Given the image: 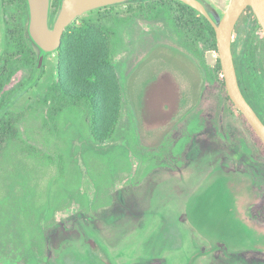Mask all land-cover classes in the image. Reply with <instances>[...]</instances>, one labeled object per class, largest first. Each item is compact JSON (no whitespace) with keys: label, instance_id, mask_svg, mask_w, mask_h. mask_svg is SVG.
Segmentation results:
<instances>
[{"label":"rangeland","instance_id":"1","mask_svg":"<svg viewBox=\"0 0 264 264\" xmlns=\"http://www.w3.org/2000/svg\"><path fill=\"white\" fill-rule=\"evenodd\" d=\"M209 1L222 11L228 7L223 0ZM128 4L89 11L69 31L119 11L124 48L107 70L123 104L116 142L124 143L133 125L143 137L145 87L165 73L174 77L181 112L165 127L147 130L142 124L158 144L141 150L130 146L128 158L116 161L125 171L114 174L110 157H89L82 138L59 136L46 124L47 106L39 99L59 77L58 52L45 58L41 79L22 89L32 69L21 64L5 88L17 93L11 110L19 134L0 156V264H264V153L210 77L218 51L197 49L166 10L143 17L139 4ZM59 5L52 0L51 23ZM245 13L254 25L256 16L249 9ZM247 20L235 31L239 49L249 35ZM250 31L264 104V31ZM5 46L0 0V57ZM195 115L205 118V129L187 141L183 120ZM70 138L71 156L66 153ZM60 154L64 173L57 164ZM74 189L87 194L86 210L73 200ZM41 247L43 253L33 257Z\"/></svg>","mask_w":264,"mask_h":264},{"label":"trees","instance_id":"2","mask_svg":"<svg viewBox=\"0 0 264 264\" xmlns=\"http://www.w3.org/2000/svg\"><path fill=\"white\" fill-rule=\"evenodd\" d=\"M2 2L6 25V46L0 57V156L8 142L19 134L15 125L16 118L11 110L17 93L13 89L6 90V86L12 81L21 64L30 65L32 74L20 89L29 82L37 83L44 74V65L39 66L38 64V47L33 43L28 33L30 18L28 0H2ZM134 3H130L128 6L132 7ZM137 4L140 5L138 10L140 16L144 17L145 12L150 13L149 17H152L159 9L166 10L178 28L181 27L184 20L183 28L187 30L186 35L197 49L204 45L205 50H218L216 32L212 24L202 15L195 17L194 12L196 11L186 4L178 0H142ZM114 6L116 7L113 5L111 8L114 9ZM118 14L119 11H116L115 14L109 11L96 20L85 21L83 25L76 27L72 32H69L72 25L66 29L62 46L57 51L59 77L46 88L39 99L42 105L47 106L46 124L50 131L59 136L65 135V133L78 135V138H82L86 154L89 157L91 155L110 157L108 159L114 174L124 170L118 169L120 167L116 166V161L119 157L120 159L128 158L130 146L134 145L141 150L144 148L143 145L154 148L158 144L151 141L149 132L144 130L142 124L139 126L142 138L133 125L131 132L125 135V142H116L121 130L123 104L120 90L110 86L111 81L108 78L107 70L112 66L115 56L123 50L125 43L123 33L119 29L120 25H117L119 24ZM252 15L255 16L253 11ZM53 17L51 15V18ZM242 19L247 20V16L243 15ZM250 21V19L246 21L249 35L244 40L235 61L244 94L264 120V104L258 93V83H263V80L255 75L256 66L251 41L252 31H250L251 28H260V25L257 20L254 21V25ZM216 72L219 81V76L222 73L220 60ZM219 82L225 93L226 105L239 111L228 93L225 80L220 79ZM99 105L103 106V109H100ZM110 105L112 109L109 110ZM239 114L255 135L256 141L264 153V142L246 116L240 111ZM195 116L183 120V136L188 139L187 141H190L194 134L197 135L205 129V118ZM174 139L178 140V138ZM73 141L74 139L70 138L66 142L68 146L66 153L70 156L74 152L72 150ZM59 158L58 168L61 173H64L66 172L64 157L60 154ZM46 159L50 163L53 161L51 155H47ZM181 161L180 165L184 166L185 161L183 159ZM72 197L85 210L89 207L87 194L81 192L80 189H74ZM42 251L43 247L32 256L36 257L38 253L42 254Z\"/></svg>","mask_w":264,"mask_h":264},{"label":"water","instance_id":"3","mask_svg":"<svg viewBox=\"0 0 264 264\" xmlns=\"http://www.w3.org/2000/svg\"><path fill=\"white\" fill-rule=\"evenodd\" d=\"M133 0H61L56 17L51 23L52 0H28L30 18L28 33L40 49L38 64L57 52L63 43L66 29L83 14ZM203 14L212 24L217 37L219 57L228 93L243 113L258 136L264 142V121L244 95L234 61L232 40L238 21L251 8L264 31V0H231L225 10L219 9L209 0H178ZM181 98L174 77L165 73L149 82L142 96L141 117L145 129L167 126L181 110Z\"/></svg>","mask_w":264,"mask_h":264},{"label":"flooded vegetation","instance_id":"4","mask_svg":"<svg viewBox=\"0 0 264 264\" xmlns=\"http://www.w3.org/2000/svg\"><path fill=\"white\" fill-rule=\"evenodd\" d=\"M162 1H165V0H162ZM135 2V3H134ZM141 3L142 2V0H133V1H131V2H129V4L130 3H134V4H136V3ZM181 2V1H180ZM183 3V2H182ZM230 3V2H229ZM121 4H123V5H125L124 3H121ZM185 4V3H184ZM118 5H120V4H118ZM187 5V4H186ZM229 5V4H228ZM188 6V5H187ZM190 7V6H189ZM192 8V7H191ZM194 9V8H193ZM249 10H251V12L253 11L252 9H250V8H248ZM247 9V10H248ZM195 10V9H194ZM246 10V11H247ZM196 12H194V14H195V17H200L201 15L202 16H204L203 14H201L199 11H197V10H195ZM245 11V12H246ZM243 13V15H247L246 13ZM254 13V12H253ZM242 15V16H243ZM242 16H241V18H240V20L238 21V23H237V25H236V28L238 29L239 28V22L242 20ZM256 16V15H255ZM205 17V16H204ZM206 18V17H205ZM255 20H257V18L255 19ZM209 21V20H208ZM210 22V21H209ZM257 22H258V20H257ZM183 24L181 25V27H180V30L182 31V33H183V37L185 38V39H188V37H187V35H186V29L185 28H183V25H184V20H183V22H182ZM211 23V22H210ZM259 23V22H258ZM260 25V24H259ZM261 27V26H260ZM236 28H235V31H236ZM262 28V27H261ZM263 30V29H262ZM235 31H234V35H233V40H232V50H233V55H234V61H235V58L237 57V55L239 54V50L241 49H239V48H237V40L236 39H234V36H235ZM190 40V39H189ZM208 51V50H207ZM218 51V50H217ZM218 53H219V51H218ZM219 60H220V57H219ZM183 62V68H186V65L188 66V64H186L185 65V63H184V61H182ZM235 66H236V71H237V65H236V61H235ZM217 67H218V65H216V69L214 70V72L213 73H210L211 75H210V77L211 78H213L215 81H217L218 83H220L219 81H220V79L222 80V79H224L225 80V78H224V76H223V72L220 74V76H219V81H218V78H217V72H216V70H217ZM255 69H256V67H255ZM237 75H238V72H237ZM238 79H239V83H240V78H239V75H238ZM240 86H241V84H240ZM221 88H222V86H221ZM241 89H242V86H241ZM223 90V89H222ZM242 91H243V89H242ZM243 93H244V91H243ZM225 94V93H224ZM245 95V94H244ZM246 96V95H245ZM247 98V97H246ZM224 100H225V97H224ZM248 100V99H247ZM249 101V100H248ZM250 102V101H249ZM250 104L252 105V103L250 102ZM253 106V105H252ZM254 107V106H253ZM255 108V107H254ZM256 110V109H255ZM257 111V110H256ZM258 112V111H257ZM259 114V113H258ZM261 117V116H260ZM262 118V117H261ZM263 119V118H262ZM264 121V120H263Z\"/></svg>","mask_w":264,"mask_h":264},{"label":"crops","instance_id":"5","mask_svg":"<svg viewBox=\"0 0 264 264\" xmlns=\"http://www.w3.org/2000/svg\"><path fill=\"white\" fill-rule=\"evenodd\" d=\"M217 1H222V0H217ZM230 0H223V4H229ZM222 3V2H221ZM145 92V91H144ZM181 112V110H180Z\"/></svg>","mask_w":264,"mask_h":264}]
</instances>
